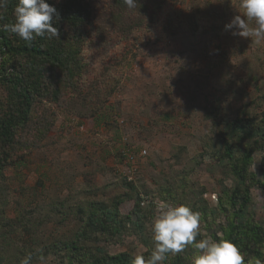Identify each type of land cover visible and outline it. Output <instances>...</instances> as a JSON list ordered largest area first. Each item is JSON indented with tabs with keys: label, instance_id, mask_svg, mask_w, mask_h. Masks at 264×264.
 Segmentation results:
<instances>
[{
	"label": "rangeland",
	"instance_id": "obj_1",
	"mask_svg": "<svg viewBox=\"0 0 264 264\" xmlns=\"http://www.w3.org/2000/svg\"><path fill=\"white\" fill-rule=\"evenodd\" d=\"M84 1L93 13L80 42L62 33L76 51L72 79L29 57L6 60L44 77L14 142L0 143V264L147 258L161 201L199 212L203 235L264 264V41L225 30L239 0H138L131 10ZM17 3L0 9L8 23ZM18 102L0 78V118L16 119ZM191 253L163 264H190Z\"/></svg>",
	"mask_w": 264,
	"mask_h": 264
},
{
	"label": "clouds",
	"instance_id": "obj_2",
	"mask_svg": "<svg viewBox=\"0 0 264 264\" xmlns=\"http://www.w3.org/2000/svg\"><path fill=\"white\" fill-rule=\"evenodd\" d=\"M129 10L135 9L138 0H123ZM8 0H0V9L7 7ZM238 12L230 23L225 25L226 31L233 36L251 38L252 43L264 41V0H239ZM13 15L14 23L0 25V31L16 34L31 45L37 37L51 39L59 35L54 26V17L59 13L46 0H18ZM220 223L219 220L216 221ZM201 215L185 204L157 202L152 220L153 250L147 258L143 254L130 257V264H163L169 254L176 255L191 248L190 264H245V256L229 239L214 240L203 235L200 230ZM202 239H197L202 236ZM217 233V236H220ZM41 261L44 257H40ZM32 256L23 258L20 264H31ZM247 264H261V261L250 258Z\"/></svg>",
	"mask_w": 264,
	"mask_h": 264
},
{
	"label": "trees",
	"instance_id": "obj_3",
	"mask_svg": "<svg viewBox=\"0 0 264 264\" xmlns=\"http://www.w3.org/2000/svg\"><path fill=\"white\" fill-rule=\"evenodd\" d=\"M48 1V0H46ZM58 13L59 19L56 20L54 17V26L58 28L59 35L52 37H37L31 45L27 44L24 40L19 38L16 34L10 32L0 31V78L11 84L14 90L18 102V112L16 113L17 118L9 116L5 119L0 118V143L5 146H10L14 142L13 130L21 123H26L28 116L31 111V105L34 101L35 96L39 94V86H41L44 74L41 69L37 74L31 73V65L27 64L24 66L12 65L10 68L6 67V60L14 57H29L33 63L38 61L42 63H48L54 68L62 69L73 76V71L77 67L76 62V51L74 45L63 42L65 36L64 27H67L74 35V41L80 42L82 36V30L88 25L92 19V9L89 3L84 0H66L58 6H54ZM8 23V19L0 16V25ZM12 77V78H11ZM227 155L231 158V152L228 144H226ZM2 156V155H1ZM0 156V173L2 159ZM248 155H244L237 163V167L245 166L248 163ZM241 168V169H242ZM240 174L239 171H237ZM249 202L248 192H246L243 206ZM232 204L236 206L235 200H232ZM240 213V212H238ZM92 219V217H91ZM239 229H245L253 238L256 237V231L254 228L244 226L243 223L238 225ZM129 258L124 254L113 255L108 258L107 264H129Z\"/></svg>",
	"mask_w": 264,
	"mask_h": 264
}]
</instances>
